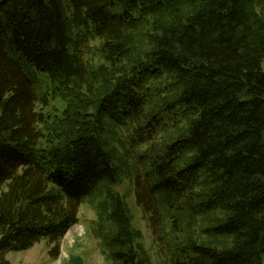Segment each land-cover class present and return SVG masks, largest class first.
Here are the masks:
<instances>
[{
	"label": "trees",
	"instance_id": "1",
	"mask_svg": "<svg viewBox=\"0 0 264 264\" xmlns=\"http://www.w3.org/2000/svg\"><path fill=\"white\" fill-rule=\"evenodd\" d=\"M10 51L48 76L61 116ZM263 62L264 0H0V264L43 239L57 257L86 199L102 250L145 264L114 190L130 149L112 150L110 127L136 148L170 122L130 178L171 264H264Z\"/></svg>",
	"mask_w": 264,
	"mask_h": 264
},
{
	"label": "rangeland",
	"instance_id": "2",
	"mask_svg": "<svg viewBox=\"0 0 264 264\" xmlns=\"http://www.w3.org/2000/svg\"><path fill=\"white\" fill-rule=\"evenodd\" d=\"M181 11H186L182 9ZM189 11V9H187ZM168 21V17L163 18ZM132 33V42L137 46L136 53L143 55V53L148 50L150 46V40L145 41L142 34ZM144 41V42H142ZM151 49V48H150ZM10 56L22 67L24 73L33 82L36 92L39 98H48V105L45 108V114L47 113L52 118L56 116H61V112L66 108V103H64L60 98H54L53 96L47 97L50 92L51 87L50 80L48 76L44 73H39L36 69L18 52L10 51ZM264 70V62H263ZM100 85L98 89L101 90ZM110 86L106 87L100 92V95L96 99L86 95V99L89 101L97 102L105 93L110 91ZM99 101V100H98ZM41 109V105L38 106ZM105 119V118H104ZM107 120V119H105ZM108 123H110L108 121ZM113 131L114 136L108 140L112 142V150L117 151L118 154L123 155L126 152L125 142L130 149L129 161H127V170L124 172L125 177L123 178L122 186L115 188V193L120 194L123 198H126V202H129L132 222L131 228L135 235V249L138 252L140 259L145 260V264H171V258L167 247L161 248L158 238L154 235L151 228L149 217L135 204V198L133 195V186L131 184L132 176V165L136 167L137 155L150 150L153 144L162 146L167 144L168 141L175 137L178 129L173 128L172 123H168L163 130L158 134V137L154 143H148L141 146L131 147L127 137L120 129H115L110 127ZM123 136L124 139H123ZM134 167V168H135ZM95 199H86L79 211V223L73 226L66 236L62 239L59 245V255L53 257L51 251L54 246L49 243L48 240L43 239L32 248L22 251V252H11L7 254L6 258L11 264H120L115 262L111 254L102 250L101 239H99L95 230L98 229L100 222L98 213L96 211ZM102 224V223H101ZM100 224V225H101ZM202 243L219 246L230 247L232 240L227 238H204L201 239ZM177 241H180L177 237Z\"/></svg>",
	"mask_w": 264,
	"mask_h": 264
}]
</instances>
